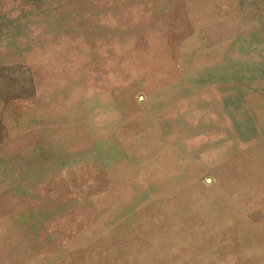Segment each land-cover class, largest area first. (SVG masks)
<instances>
[{"label": "rangeland", "instance_id": "obj_1", "mask_svg": "<svg viewBox=\"0 0 264 264\" xmlns=\"http://www.w3.org/2000/svg\"><path fill=\"white\" fill-rule=\"evenodd\" d=\"M263 244L264 0H0V264Z\"/></svg>", "mask_w": 264, "mask_h": 264}, {"label": "bare ground", "instance_id": "obj_2", "mask_svg": "<svg viewBox=\"0 0 264 264\" xmlns=\"http://www.w3.org/2000/svg\"><path fill=\"white\" fill-rule=\"evenodd\" d=\"M258 244H260V241L257 242ZM264 245V244H263Z\"/></svg>", "mask_w": 264, "mask_h": 264}]
</instances>
